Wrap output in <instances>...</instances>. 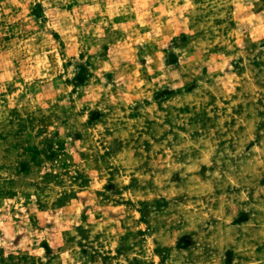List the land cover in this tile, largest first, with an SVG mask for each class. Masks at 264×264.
Instances as JSON below:
<instances>
[{"label": "rangeland", "instance_id": "obj_1", "mask_svg": "<svg viewBox=\"0 0 264 264\" xmlns=\"http://www.w3.org/2000/svg\"><path fill=\"white\" fill-rule=\"evenodd\" d=\"M0 264H264V0H0Z\"/></svg>", "mask_w": 264, "mask_h": 264}]
</instances>
